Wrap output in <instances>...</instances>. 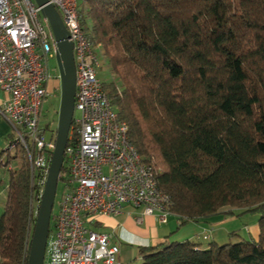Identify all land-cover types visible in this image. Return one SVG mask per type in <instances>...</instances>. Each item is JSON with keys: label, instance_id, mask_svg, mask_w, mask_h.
<instances>
[{"label": "trees", "instance_id": "trees-1", "mask_svg": "<svg viewBox=\"0 0 264 264\" xmlns=\"http://www.w3.org/2000/svg\"><path fill=\"white\" fill-rule=\"evenodd\" d=\"M79 16L118 76L104 88L179 226L259 215L258 240L165 239L139 246V264H264V0H83ZM0 157L9 175L0 264H27L26 152Z\"/></svg>", "mask_w": 264, "mask_h": 264}, {"label": "built area", "instance_id": "built-area-1", "mask_svg": "<svg viewBox=\"0 0 264 264\" xmlns=\"http://www.w3.org/2000/svg\"><path fill=\"white\" fill-rule=\"evenodd\" d=\"M48 3L60 12L74 45L79 114L74 115L65 147L68 176L62 171L59 177L65 190L57 212L53 207L44 264H119V244L92 228L94 217L118 215L131 204L143 207L136 217L139 223L144 215L153 214L166 222L172 214L171 198L158 187L151 168L129 140L128 125L119 119L98 77L101 45H93L84 31L78 0ZM57 52L42 6L34 0H0V89L9 95L0 98V114L16 132L8 149L21 145L26 152L31 188L29 245L56 146V137L43 136L40 121L51 78L48 60ZM3 166L6 160L0 157Z\"/></svg>", "mask_w": 264, "mask_h": 264}, {"label": "crops", "instance_id": "crops-1", "mask_svg": "<svg viewBox=\"0 0 264 264\" xmlns=\"http://www.w3.org/2000/svg\"><path fill=\"white\" fill-rule=\"evenodd\" d=\"M8 96L0 89V98L4 99ZM13 134V126L0 114V152L8 150ZM229 208L225 207L222 211ZM142 211L143 207L126 204L120 214L97 216L98 219L96 218L91 225L94 230L107 233L119 244V264H131V259L138 252L139 246L156 245L165 239L178 242L197 240L201 245L214 241L222 245L231 240L233 232L239 233L240 238L251 240H258L260 234L259 215L253 212L244 217L221 212L198 221L191 220L179 226V216L173 213L166 222L161 221L157 214H153L144 215L143 222L139 223L136 217L142 214ZM205 235L208 238H204Z\"/></svg>", "mask_w": 264, "mask_h": 264}, {"label": "water", "instance_id": "water-1", "mask_svg": "<svg viewBox=\"0 0 264 264\" xmlns=\"http://www.w3.org/2000/svg\"><path fill=\"white\" fill-rule=\"evenodd\" d=\"M34 1L42 6V14L49 19L53 28L58 46L57 60L61 77V104L56 146L46 190L34 226L27 262V264H44L58 181L65 161V147L75 115L76 65L73 52L74 45L69 40V31L60 12L54 5L49 4L48 0Z\"/></svg>", "mask_w": 264, "mask_h": 264}, {"label": "rangeland", "instance_id": "rangeland-1", "mask_svg": "<svg viewBox=\"0 0 264 264\" xmlns=\"http://www.w3.org/2000/svg\"><path fill=\"white\" fill-rule=\"evenodd\" d=\"M83 0H78L79 7L81 6ZM105 51V50H104ZM104 51L99 49V58H100V67L98 69V77L103 82V84H108L113 80L118 79L117 75L112 74L110 70V65L104 56ZM48 66L50 69L51 78L47 83L48 94L45 99L43 106V111L41 114L40 127L43 130V136L46 140H50L56 137L58 121H59V109L61 104V77L60 69L58 65L57 55L50 57L48 60ZM78 111H75V117L78 116ZM16 132L14 131L13 139H15ZM22 149L21 145L14 146L11 148V155L15 156L19 153V150ZM21 158L24 160V156L21 155ZM13 165L17 166L18 162L14 159L12 160ZM63 176H68V173L62 172ZM8 185H9V175L4 167H0V215L5 208V204L8 196ZM65 190V181L60 179L57 188V196L54 204V212H57L59 206V197H61L63 191ZM255 213V212H253ZM251 212L242 214L240 217H244L248 214H253ZM100 216V215H98ZM98 219L97 216L94 219ZM238 219V218H236ZM93 225V224H92ZM35 224L33 225L34 228ZM94 227V226H93ZM34 229H32L33 232ZM131 264H139L140 257L138 252L131 259Z\"/></svg>", "mask_w": 264, "mask_h": 264}]
</instances>
